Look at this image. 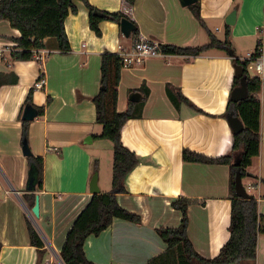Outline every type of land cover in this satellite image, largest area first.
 <instances>
[{
    "label": "crops",
    "instance_id": "0c3cea01",
    "mask_svg": "<svg viewBox=\"0 0 264 264\" xmlns=\"http://www.w3.org/2000/svg\"><path fill=\"white\" fill-rule=\"evenodd\" d=\"M87 2L100 12H122L138 32L124 37L118 23L101 17L100 35H96L89 26L88 7L74 0L76 11L64 20L68 52H60L57 40L46 37L38 50L40 59L18 60L10 52L0 54V73L16 78L0 85V264H35L39 259L37 248L30 243L27 222L43 243L42 264H60L66 233L92 196L93 160L97 161L99 191L111 190L112 143L95 137L101 126L92 101L100 89L101 54L127 50L139 39L200 46L209 42L207 30L223 40L228 26L230 52L209 48L195 56L168 54L121 67L117 109L127 107L132 92L141 94L134 102L139 104L140 115L128 119L120 134L122 144L138 156L139 163L125 177L126 191L116 199L121 207L138 214L140 222L114 218L83 245L87 259L95 264H146L166 248L156 229L180 223L181 213L171 202L185 197L192 201L187 207V237L198 255L213 258L229 235V166L185 161L182 151L207 157L230 151L233 133L227 105L234 88L232 56L243 42H250L252 52L260 38L264 54V35L258 29L264 22V0H198L205 28L190 5L182 6L179 0H135L132 5L125 0ZM232 10L235 21L228 25L225 18ZM19 37L17 29L0 20L1 44L16 43ZM40 76L44 85L34 88ZM263 82L256 93L261 105L259 154L252 157L242 183L258 181L257 210L264 216ZM167 84L176 89L172 98L166 92ZM141 87L147 88L145 97L137 91ZM29 91L32 105L43 106L42 114L27 121L31 155L43 160L42 187L32 191L26 188L29 161L21 150V115ZM177 95L192 105L176 104ZM239 154H234L233 161ZM31 193L34 200L39 196L35 219L29 214L34 204H30ZM255 264H264V233L257 238Z\"/></svg>",
    "mask_w": 264,
    "mask_h": 264
},
{
    "label": "trees",
    "instance_id": "16d2710c",
    "mask_svg": "<svg viewBox=\"0 0 264 264\" xmlns=\"http://www.w3.org/2000/svg\"><path fill=\"white\" fill-rule=\"evenodd\" d=\"M81 1L86 4L90 11V28L96 35H100L98 21L101 17L93 14V11L98 9L90 5L87 0ZM125 1L132 5L135 0ZM189 8L200 25L205 28L200 15L198 0ZM75 11L74 0H0V20L8 21L12 28L20 32V37L15 39L16 48L10 52V56L18 60L33 59L34 54L44 47L43 40L46 37H53L57 40L60 52H68L70 47L64 29V20L70 12ZM101 12L103 13L102 18L118 24L122 17L127 18L122 12ZM137 32L136 28L133 34ZM207 33L209 42L204 45L178 47L160 44L161 49L166 53L188 56H195L209 48L232 51L228 26L225 27L223 40L217 39L208 30ZM258 44L259 40L254 52H256ZM232 57L234 64H241L244 67L243 76L248 93L244 99L237 102L229 99L227 110L234 111L243 124V130L232 135L230 151L219 157H207L187 149L182 151V159L185 161L227 164L229 166L230 219L228 238L215 257L203 258L198 255L186 234L187 207L192 201L185 197H178L171 202V206L180 211V223L177 227H159L156 229L158 236L165 242L166 248L161 254L150 258L146 264H241L245 260L255 264L257 238L259 234L264 233V216L258 213L256 196L242 198L236 195L234 176L236 170H239L242 178L248 176L247 168L251 164V159L259 154L261 105L256 93L262 81L248 73L245 62H241L236 56ZM121 67L120 57L117 53L105 51L101 54L100 87L103 86L104 88H100L97 94L92 97L96 110V122L101 126L100 133L95 137L110 140L112 143L111 190L92 194L88 203L75 217L59 252L60 259L64 264H95L87 259L83 250L84 242L88 236L98 235L106 229L114 218L134 223L140 222L138 214L121 207L116 199L118 193L126 191L125 177L139 163L138 156L126 148L120 139L121 129L125 122L140 115L138 103L129 102L124 110L119 111L117 109V87ZM7 77L4 73H0V85L16 81L15 77L10 79ZM238 85L239 79L234 78L233 87ZM175 90L172 85H166V92L169 96L171 95V98ZM137 91H141L144 97L148 94L146 87H141ZM30 92L25 104H32ZM175 98L176 104L184 102L192 105L182 95H177ZM37 110L39 115L42 114L43 106L38 107ZM22 125V141H27V121H22ZM236 152H240V156L238 164L234 165L233 159ZM27 158L29 161L28 180L33 178V190H40L42 187L43 160L34 155L27 156ZM91 169L96 171V160L92 161ZM30 196L32 206L34 194L31 193ZM27 229L30 243L37 248L39 255L35 264H42L43 243L30 222H27Z\"/></svg>",
    "mask_w": 264,
    "mask_h": 264
},
{
    "label": "water",
    "instance_id": "95a60500",
    "mask_svg": "<svg viewBox=\"0 0 264 264\" xmlns=\"http://www.w3.org/2000/svg\"><path fill=\"white\" fill-rule=\"evenodd\" d=\"M196 1L197 0H179L182 6L191 5L195 3ZM93 14L96 16H100V17L103 16V13L98 10H94ZM235 15H236L235 10H232L230 13H228V15L225 18L226 24L228 25L233 24L235 21ZM119 28H120L121 34L124 37H129V35L136 30L135 24L126 17H122L120 19ZM243 71H244V67L241 64L234 65V77L239 79V85L234 87L230 93V99L234 102L244 99L248 93L247 88H246V83H245V77L243 76ZM100 88L103 89L104 87L101 86ZM128 98H129V101L131 102H137L141 99V94L138 92H132ZM37 115H38L37 108L34 107L32 104H26L23 108L21 119L23 121H31ZM227 120H228L229 127L231 128V131L233 134H237L243 130V124L240 121V119L235 115L234 111L231 110L227 113ZM262 139L264 140V133L262 134ZM21 150H22L23 155L31 156V151H30V148L26 140L22 141ZM239 156L240 154L233 161L234 165L238 164ZM97 176H98L97 171H94L89 181V190L92 194L100 192L99 187L97 185ZM26 188L28 191L33 190V178H30L27 181ZM234 190H235L236 195L239 197H242V198H252L253 197V194L248 193L245 190L239 170H236L235 172ZM29 214L32 219L39 217V196L37 194L35 195L34 204L29 210ZM60 264H64L62 260H60Z\"/></svg>",
    "mask_w": 264,
    "mask_h": 264
},
{
    "label": "built area",
    "instance_id": "2783aa9c",
    "mask_svg": "<svg viewBox=\"0 0 264 264\" xmlns=\"http://www.w3.org/2000/svg\"><path fill=\"white\" fill-rule=\"evenodd\" d=\"M259 32L264 35V22L259 26ZM16 43H0V54L4 52H11L16 48ZM120 57L121 65L124 67L140 65L145 59L149 57H164L170 53L163 52L161 45L153 40L139 39L135 41L127 50L121 49L117 52ZM35 59H40L41 56L38 51L34 54ZM239 58V57H238ZM241 62H245L248 73L253 71L251 76L258 77L261 81L264 80V54L262 49V39H259L257 50L248 52L245 57L239 58ZM44 78L40 76L34 83V88H41L44 85ZM245 190L251 193V190L257 189L259 186L258 181L254 183L243 184Z\"/></svg>",
    "mask_w": 264,
    "mask_h": 264
},
{
    "label": "rangeland",
    "instance_id": "374dc122",
    "mask_svg": "<svg viewBox=\"0 0 264 264\" xmlns=\"http://www.w3.org/2000/svg\"><path fill=\"white\" fill-rule=\"evenodd\" d=\"M219 35H221L222 33H218ZM252 44V43H251ZM250 42L246 43V42H243L241 45H240V48L238 49V51H236V56L239 57V58H243L246 56L247 52H250L251 49H248L250 48ZM250 75H253L254 72L253 71H250L249 72ZM264 84V82H263ZM110 143V142H109ZM243 184H246V180L243 182ZM251 194L257 196V189H253L251 190ZM252 262L251 261H242L241 264H251Z\"/></svg>",
    "mask_w": 264,
    "mask_h": 264
}]
</instances>
